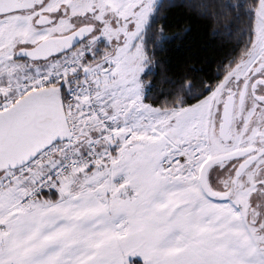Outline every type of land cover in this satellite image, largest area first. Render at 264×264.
<instances>
[{
  "label": "snow or ice",
  "instance_id": "1",
  "mask_svg": "<svg viewBox=\"0 0 264 264\" xmlns=\"http://www.w3.org/2000/svg\"><path fill=\"white\" fill-rule=\"evenodd\" d=\"M0 264H264V0H0Z\"/></svg>",
  "mask_w": 264,
  "mask_h": 264
}]
</instances>
